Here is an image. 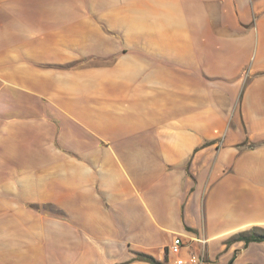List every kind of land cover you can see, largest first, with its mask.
I'll list each match as a JSON object with an SVG mask.
<instances>
[{
	"label": "crops",
	"instance_id": "1",
	"mask_svg": "<svg viewBox=\"0 0 264 264\" xmlns=\"http://www.w3.org/2000/svg\"><path fill=\"white\" fill-rule=\"evenodd\" d=\"M176 235L264 264V0H0V264Z\"/></svg>",
	"mask_w": 264,
	"mask_h": 264
},
{
	"label": "built area",
	"instance_id": "2",
	"mask_svg": "<svg viewBox=\"0 0 264 264\" xmlns=\"http://www.w3.org/2000/svg\"><path fill=\"white\" fill-rule=\"evenodd\" d=\"M182 239L180 236L176 235L172 243L167 247V251L174 255V264H203L205 258V240L201 241L202 248L201 252L198 254H192L188 258L184 259L179 256L180 247L182 245Z\"/></svg>",
	"mask_w": 264,
	"mask_h": 264
},
{
	"label": "trees",
	"instance_id": "3",
	"mask_svg": "<svg viewBox=\"0 0 264 264\" xmlns=\"http://www.w3.org/2000/svg\"><path fill=\"white\" fill-rule=\"evenodd\" d=\"M260 237H256V236H251L249 238H246V241H249V240H259ZM149 261L153 262L154 264H158L156 263L153 259L151 258H148Z\"/></svg>",
	"mask_w": 264,
	"mask_h": 264
}]
</instances>
